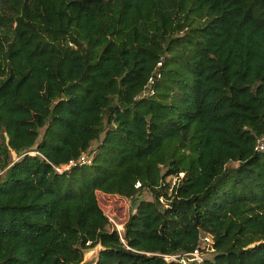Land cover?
<instances>
[{"label": "trees", "instance_id": "16d2710c", "mask_svg": "<svg viewBox=\"0 0 264 264\" xmlns=\"http://www.w3.org/2000/svg\"><path fill=\"white\" fill-rule=\"evenodd\" d=\"M257 138L264 0H0V264H264Z\"/></svg>", "mask_w": 264, "mask_h": 264}, {"label": "rangeland", "instance_id": "374dc122", "mask_svg": "<svg viewBox=\"0 0 264 264\" xmlns=\"http://www.w3.org/2000/svg\"><path fill=\"white\" fill-rule=\"evenodd\" d=\"M140 197L149 198L148 194L142 193ZM97 202L102 211L107 215L111 223L121 228L131 209V202L116 195L97 192ZM210 243V241L208 242ZM208 249V248H207Z\"/></svg>", "mask_w": 264, "mask_h": 264}, {"label": "built area", "instance_id": "2783aa9c", "mask_svg": "<svg viewBox=\"0 0 264 264\" xmlns=\"http://www.w3.org/2000/svg\"><path fill=\"white\" fill-rule=\"evenodd\" d=\"M156 65L159 66L160 65V62H157ZM158 76H159V74L155 70L154 73L148 78V80H147L148 87L146 88L145 93L147 92V90L149 89V86L154 81V78H157ZM255 148L258 149V150L264 149V138H257L256 139V146H255ZM85 161H87V160H85L84 156L83 155H80L77 158L76 161L69 160L68 163L65 164L64 168L69 167L74 162H76V163H82V162H85ZM114 226H115V228H116L117 231H119L121 229L116 224H114ZM202 241L205 242V243H208L209 242V239L207 237H204V238H202ZM162 257L165 260H176V261L179 262V264H195V263H198V262L201 261L202 253H201L200 248H195V249H193L190 252L175 253V254H163Z\"/></svg>", "mask_w": 264, "mask_h": 264}, {"label": "water", "instance_id": "95a60500", "mask_svg": "<svg viewBox=\"0 0 264 264\" xmlns=\"http://www.w3.org/2000/svg\"><path fill=\"white\" fill-rule=\"evenodd\" d=\"M101 249V243L97 242L92 248L83 251L81 260L76 264H96Z\"/></svg>", "mask_w": 264, "mask_h": 264}, {"label": "crops", "instance_id": "0c3cea01", "mask_svg": "<svg viewBox=\"0 0 264 264\" xmlns=\"http://www.w3.org/2000/svg\"><path fill=\"white\" fill-rule=\"evenodd\" d=\"M97 192H99V191H96L95 194H97Z\"/></svg>", "mask_w": 264, "mask_h": 264}]
</instances>
